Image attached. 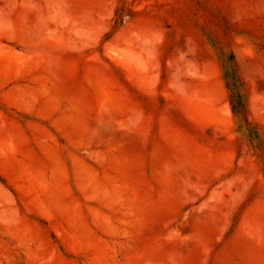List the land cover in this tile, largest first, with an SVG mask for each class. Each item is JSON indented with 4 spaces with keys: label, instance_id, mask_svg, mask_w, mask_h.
I'll use <instances>...</instances> for the list:
<instances>
[{
    "label": "rangeland",
    "instance_id": "obj_1",
    "mask_svg": "<svg viewBox=\"0 0 264 264\" xmlns=\"http://www.w3.org/2000/svg\"><path fill=\"white\" fill-rule=\"evenodd\" d=\"M0 264H264V0H0Z\"/></svg>",
    "mask_w": 264,
    "mask_h": 264
},
{
    "label": "trees",
    "instance_id": "obj_2",
    "mask_svg": "<svg viewBox=\"0 0 264 264\" xmlns=\"http://www.w3.org/2000/svg\"><path fill=\"white\" fill-rule=\"evenodd\" d=\"M225 75L226 79V86L229 90H231V100H237L238 105H233L232 106V111L233 113H243L244 112V106L243 103L241 102V94L239 92V87L241 85L239 79L234 75V74H228ZM235 83V84H234Z\"/></svg>",
    "mask_w": 264,
    "mask_h": 264
}]
</instances>
